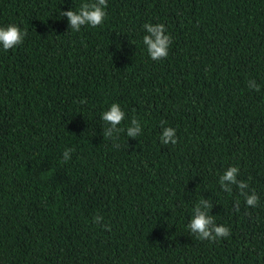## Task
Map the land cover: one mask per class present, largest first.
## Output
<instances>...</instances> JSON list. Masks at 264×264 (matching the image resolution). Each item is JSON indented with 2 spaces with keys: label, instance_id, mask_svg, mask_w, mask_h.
Listing matches in <instances>:
<instances>
[{
  "label": "trees",
  "instance_id": "trees-1",
  "mask_svg": "<svg viewBox=\"0 0 264 264\" xmlns=\"http://www.w3.org/2000/svg\"><path fill=\"white\" fill-rule=\"evenodd\" d=\"M81 2L0 0V26L26 33L0 50V264H264V0H107L72 32L59 13ZM145 22L171 36L159 61ZM113 102L136 139L104 137ZM230 164L256 208L220 188ZM201 198L228 237L186 229Z\"/></svg>",
  "mask_w": 264,
  "mask_h": 264
},
{
  "label": "clouds",
  "instance_id": "clouds-1",
  "mask_svg": "<svg viewBox=\"0 0 264 264\" xmlns=\"http://www.w3.org/2000/svg\"><path fill=\"white\" fill-rule=\"evenodd\" d=\"M107 0H84L79 7H70L66 11L59 13L60 16L67 18L68 29L72 32H79L82 26L96 27L102 25L106 18ZM143 35L140 43L148 58L159 61L167 57L169 46L172 43L171 36L168 34L163 23L145 22L142 25ZM26 33L18 25L10 23L0 26V50L7 51L23 42ZM248 88L259 90L260 85L252 79L247 81ZM125 112L119 103L113 102L100 113V119L104 122L103 135L107 139L115 140L119 133L123 132L127 138L136 139L143 129L140 120L132 117L128 123L121 126L125 120ZM159 142L163 145L177 143L176 129L171 126L161 124L158 133ZM71 149H65L63 158H70ZM239 168L235 165H228L223 172L218 175V184L226 192H231L232 185H236L239 195L243 197L246 207L256 208L259 197L254 190L249 189L248 182L238 179ZM239 203V200L237 201ZM211 202L203 198L199 199L191 208V215L186 229L201 241H213L226 238L230 235V229L226 225L216 223L210 214ZM102 217L95 216L94 222L100 223Z\"/></svg>",
  "mask_w": 264,
  "mask_h": 264
}]
</instances>
